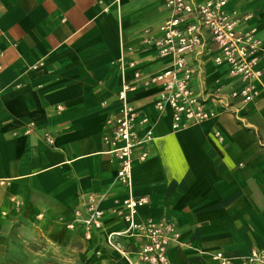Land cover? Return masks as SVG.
I'll list each match as a JSON object with an SVG mask.
<instances>
[{
    "label": "crops",
    "instance_id": "0c3cea01",
    "mask_svg": "<svg viewBox=\"0 0 264 264\" xmlns=\"http://www.w3.org/2000/svg\"><path fill=\"white\" fill-rule=\"evenodd\" d=\"M228 8L240 17L239 29H255L264 42V0H229ZM168 14L163 0H0V233L8 229L19 241L37 229L57 245L78 240L86 264H127L106 246L110 232L126 228L121 205L128 190L103 136L118 113L122 80L169 65L140 37L146 28L157 35ZM214 53L208 41L187 58L196 69L189 85L218 112L211 91L240 84L228 78L226 65L213 63ZM260 68L263 89L264 62ZM159 89L138 85L127 95L148 118L139 136L152 129L133 155L131 193L148 199L136 220L177 225L181 237L168 247L167 264H219L213 259L219 252L236 262L264 246V91L236 104L242 106L236 115L220 112L174 130L171 110L154 108ZM88 193L103 210L102 227L90 238L82 226L66 228ZM119 241L131 253L143 243Z\"/></svg>",
    "mask_w": 264,
    "mask_h": 264
},
{
    "label": "built area",
    "instance_id": "2783aa9c",
    "mask_svg": "<svg viewBox=\"0 0 264 264\" xmlns=\"http://www.w3.org/2000/svg\"><path fill=\"white\" fill-rule=\"evenodd\" d=\"M163 3L169 14L159 25L158 34L153 35L151 29L146 28L140 37L144 44L154 48L158 57L169 59L170 63L153 75L143 76L136 70L132 83L122 80L117 94L118 113L108 120L110 133L103 136L105 143L111 147L109 152L118 161L116 178L128 190L121 205V216L126 228L110 232L106 246L118 252L127 264H167L168 247L178 243L181 237L177 225L167 219L136 220L137 209L146 204L148 199L144 196L135 197L131 193L133 155L138 146L152 138V129H147L143 136H139L138 128L148 118L139 116L128 101V93L138 85H159L154 108L159 113L169 108L172 128L180 130L212 119L220 112L236 115L242 107L236 104L247 105L264 91L260 68L264 62V42L256 37L255 29L238 28L241 19L235 10L228 8L229 0H163ZM208 41L215 48L213 63L226 65L228 78L240 84L227 90L220 83L211 91L210 96L219 106L218 112L205 106V93L189 85L196 69L189 64L187 57L202 50ZM118 60L121 73L124 74V54ZM129 66L133 67L134 63H129ZM46 141L52 143L49 136H46ZM259 142L264 145V130L259 135ZM146 157V150L138 156L141 161ZM99 204L100 198L88 193L82 206L75 208L74 218L66 223V228L72 230L76 225L82 226L87 238H90L93 229L102 227L103 210ZM128 237L143 241L134 253L126 250L119 241ZM213 259L219 264H264V246L253 247L236 262L220 252L213 255Z\"/></svg>",
    "mask_w": 264,
    "mask_h": 264
},
{
    "label": "rangeland",
    "instance_id": "374dc122",
    "mask_svg": "<svg viewBox=\"0 0 264 264\" xmlns=\"http://www.w3.org/2000/svg\"><path fill=\"white\" fill-rule=\"evenodd\" d=\"M12 236V231L8 229L0 233V242L4 245L0 264H82L84 258L89 257L75 239L67 245H57L56 241L44 238L37 229L30 237L24 236V244L22 236L17 237L19 241Z\"/></svg>",
    "mask_w": 264,
    "mask_h": 264
},
{
    "label": "trees",
    "instance_id": "16d2710c",
    "mask_svg": "<svg viewBox=\"0 0 264 264\" xmlns=\"http://www.w3.org/2000/svg\"><path fill=\"white\" fill-rule=\"evenodd\" d=\"M87 261H84L83 264H86Z\"/></svg>",
    "mask_w": 264,
    "mask_h": 264
}]
</instances>
